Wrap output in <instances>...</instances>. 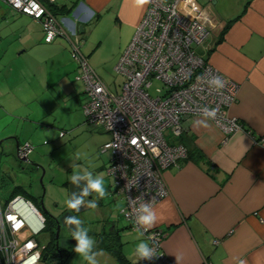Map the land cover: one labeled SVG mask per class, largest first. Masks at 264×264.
Here are the masks:
<instances>
[{
  "label": "crops",
  "instance_id": "crops-1",
  "mask_svg": "<svg viewBox=\"0 0 264 264\" xmlns=\"http://www.w3.org/2000/svg\"><path fill=\"white\" fill-rule=\"evenodd\" d=\"M193 1L209 30L197 51L238 84L236 101L228 112L241 128L224 141L211 120L194 116L181 121L178 135L169 133V143L197 148L203 158L198 162L183 159L163 171L169 193L153 205L158 216L153 228L166 233L160 251L172 264H264V0ZM53 4L69 39L59 36L46 43L37 21L12 12L0 1V28L14 41L6 46L7 54L20 43L31 50L38 47L39 51L44 43L49 44L50 53L70 52L69 40L81 46L86 24L103 19L126 33V47L148 5L137 0H57ZM3 42L0 38V45ZM2 58L0 95L4 100L9 92L3 87L13 74L11 62L17 59L7 65ZM7 135L2 139L10 138V149L16 150L18 138ZM110 193L119 198L120 213L123 200L112 186ZM103 222L95 250L111 254V264H134V248L146 240L144 235L129 222L119 226L113 217ZM113 250L121 257L119 263Z\"/></svg>",
  "mask_w": 264,
  "mask_h": 264
},
{
  "label": "built area",
  "instance_id": "built-area-1",
  "mask_svg": "<svg viewBox=\"0 0 264 264\" xmlns=\"http://www.w3.org/2000/svg\"><path fill=\"white\" fill-rule=\"evenodd\" d=\"M12 12L37 21L46 43L67 37L61 22L42 0H1ZM54 3L57 0H46ZM209 35L200 10L193 0H149L135 32L114 70L124 77L119 92L111 91L89 66L80 42L69 40L70 55L77 64V76L86 99L81 106L85 121L108 133L101 146L110 159L106 168L112 190L121 196V216L135 226L133 202L138 196L155 202L169 193L163 171L187 157L182 144L168 142L178 135L184 119L206 117L203 108L216 109L208 118L223 134L224 141L241 128L229 107L236 101L238 84L220 73L199 54ZM69 39V38H68ZM220 77L224 88L217 92L208 78ZM29 143L20 145L19 159L31 152ZM162 193V195H157ZM153 204V205H154ZM44 216L29 199L15 195L0 201V264H40L44 247L35 235L44 228ZM156 257L134 264H172L160 251L165 232L152 228ZM151 243V242H150Z\"/></svg>",
  "mask_w": 264,
  "mask_h": 264
},
{
  "label": "rangeland",
  "instance_id": "rangeland-1",
  "mask_svg": "<svg viewBox=\"0 0 264 264\" xmlns=\"http://www.w3.org/2000/svg\"><path fill=\"white\" fill-rule=\"evenodd\" d=\"M85 27L81 51L104 84L111 91L119 92L124 77L117 74L114 67L128 46L124 45L126 33L105 19L100 22L92 20ZM0 38L4 39L0 55L5 64L8 65L14 57L17 59L11 62L13 74L3 87L9 93L4 95V100L0 95V141L3 135L8 134L18 138L19 145L29 143L32 146L29 161L38 162V166L46 171L42 181L38 180L35 184L32 175L25 169L30 163L22 162L20 166L18 161H14L12 155L15 148L10 149L11 139L3 140L0 144L1 203L21 195L38 207L46 219V227L35 238L40 246L45 247L50 238L49 214L56 215L68 198V189L62 186V182L66 178L71 179L75 172L87 170L94 175H102L108 191L102 201L93 193L98 206L83 211V226L88 229L89 235L96 239L105 217L115 218L119 226L128 223L118 212L119 198L110 193L112 181L106 172L110 154L101 151V146L110 135L85 121L81 106L86 95L83 84L75 79L77 64L70 52L66 50L61 54L63 50L58 49L50 53L49 44L44 43L39 51L38 47L31 50V46L23 47L20 43L11 47L7 54L5 48L14 44L13 37H5L0 28ZM56 59L58 61L51 65ZM16 186L20 188L17 191ZM43 188L44 196L41 197ZM41 200L47 213L41 210ZM64 246L71 249L64 264H86L73 250L76 241L70 240ZM101 250L96 249L102 253L97 257L99 264H111L114 261L112 255Z\"/></svg>",
  "mask_w": 264,
  "mask_h": 264
},
{
  "label": "clouds",
  "instance_id": "clouds-1",
  "mask_svg": "<svg viewBox=\"0 0 264 264\" xmlns=\"http://www.w3.org/2000/svg\"><path fill=\"white\" fill-rule=\"evenodd\" d=\"M148 2L149 0H137V3L140 5H144ZM208 84L217 92L221 91L225 86V82L218 76L209 77ZM216 111V109H202V112L208 118H214ZM204 126H207L206 123ZM80 181H86V186L82 188L79 194L74 193L70 195V198L66 201V206L75 211H79L82 206L95 209L98 206L97 199L86 201L85 197L95 193L98 199H103L108 195L103 176L94 175L91 171L87 170L75 172L71 177V182L79 186ZM157 195H162V193H157ZM155 200V197H153L150 201H145L139 196L133 200V202H138L134 208L135 226L136 231L141 237L144 233L150 231L158 221L157 212L153 207ZM120 211L126 212L123 208H121ZM65 222L69 228L74 226L73 230L70 232L71 238L76 241V246L73 249L75 253L82 258L86 264H99L97 257L102 253L95 250L96 241L89 235L88 229L83 226V221L78 217L68 216L65 218ZM155 243V234H153L146 240L141 239L140 242L136 244L134 254L138 257V261L151 260L157 256ZM241 264H243V261H241Z\"/></svg>",
  "mask_w": 264,
  "mask_h": 264
},
{
  "label": "flooded vegetation",
  "instance_id": "flooded-vegetation-1",
  "mask_svg": "<svg viewBox=\"0 0 264 264\" xmlns=\"http://www.w3.org/2000/svg\"><path fill=\"white\" fill-rule=\"evenodd\" d=\"M18 149H19V146H18ZM12 157H13V160H14V161H18V164H19L20 166H21V163H22V162H28V163H30V161H29V159H28V156L25 157V159H26L27 161H21V160L18 158V155H17V151H16V150H15V152L13 153ZM25 169L29 172V174L32 175V180H33V182H34L35 184H38V180H39L40 178H42L43 176H45V173H46V171L44 172V170H43L40 166H38V168H37V167L32 166L31 163H30V165H28ZM38 170H39V171H38ZM42 170H43V172H42ZM38 174H39V176H40L39 178H38ZM70 182H71V179H67V178H66V180L62 182V186H64L66 189H68V184H69ZM40 195H41V197L44 196V192H42V194H40ZM92 196H93V195H91V197H90L89 200H91ZM88 197H89V196H86V197H85V200H86V201H87V198H88ZM68 199H69V197L67 198V200H68ZM55 205H58V204H55ZM82 208H84V207L82 206L81 209H82ZM71 210H72V209H69V208L66 206V202H65L64 205H62V206L58 209V213H57L55 216H59V215L63 214L65 211H71ZM42 215H43V214H42ZM75 217H78L79 219H81L82 221H84V219H83V212L76 214ZM44 219H45V218H44ZM50 222L52 223V225H54V228H55V230H56V226H57L56 221H54L53 219H51ZM44 225H45V221H44ZM55 230H54V235H55ZM70 240L73 241V238H71V235H70L69 233L66 232L65 227H62V226H61L60 229H59L58 246H59V249H60L61 252H62V257H63V258L66 256V253H67V252H71L70 247L68 248V247H65V246H64V243H66V242H68V241H70ZM55 242H56V240H55V238H54L53 248L51 249V251H49L50 248H48V247L45 248L44 251H43V252H48V253L50 254L49 258L46 260V263H48V262H53L54 264H56V263L59 264V262H60V260H61L59 254L56 253ZM74 242H75V240H74ZM65 251H67V252H65Z\"/></svg>",
  "mask_w": 264,
  "mask_h": 264
},
{
  "label": "water",
  "instance_id": "water-1",
  "mask_svg": "<svg viewBox=\"0 0 264 264\" xmlns=\"http://www.w3.org/2000/svg\"><path fill=\"white\" fill-rule=\"evenodd\" d=\"M1 142H2V141H0V143H1ZM16 151H18V148L16 149ZM20 160H21V161H27L25 158H22V159H20ZM30 163H31L32 166L38 168V164H36V163H32V162H30ZM42 172H43V170H42ZM39 181L41 182V181H42V178H40ZM86 183H87L86 181H80L79 186H77L76 184H73L72 182H70V183L68 184V197L70 198V195H72V194H74V193H75V194H79V193L82 191V188H83L84 186H86ZM43 192H44V188H43ZM92 195H94V194H92ZM90 197H91V196H89V197L87 198V200H89ZM91 199H93V196H92ZM40 207H41V210L43 211V213H47V211L43 208L42 200L40 201ZM86 209H88V208H87V207H84V208L80 209L79 211H75V210L65 211L63 214H61V215H59V216H55V215H50V214H49V217H50L51 219H53L54 221H56V223H57L54 238H55V240H56V242H55L56 253L59 254V256H60V258H61L59 264H64V262L66 261V259H67V258L70 256V254H71L70 252L65 251V252H67V253H66V256H65L64 258L62 257V252H61V250L59 249V246H58L59 229H60L61 226H62V227H65L66 232L69 233V234L71 235V232H70V231L73 230L74 226H72V228H69V226H68V225L66 224V222H65V218L68 217V216H74V217H75L76 214L81 213V212H83V211L86 210ZM73 240H74V239H73ZM49 256H50V254H49L48 252H44V253L42 254L41 261H42L43 263H46V260L49 258Z\"/></svg>",
  "mask_w": 264,
  "mask_h": 264
},
{
  "label": "trees",
  "instance_id": "trees-1",
  "mask_svg": "<svg viewBox=\"0 0 264 264\" xmlns=\"http://www.w3.org/2000/svg\"><path fill=\"white\" fill-rule=\"evenodd\" d=\"M47 7L48 9L55 15L56 14V8H55V5L53 3H50V4H47ZM187 157L185 158L186 160H193L195 162H198L199 160H202L203 158V155L201 153V151L197 148H193V149H187ZM20 188L18 186L15 187V191L19 190ZM46 221V219H45ZM50 227L48 228L49 229V241L47 243V245L44 247L45 248H50L49 251H51V249L53 248V242H54V225H52V223L50 222ZM46 227V225L44 226ZM103 248V246H101ZM100 247V248H101ZM44 251V250H43ZM114 252V255L116 256L117 260H118V263L119 261L121 260V257L119 256V254H117V252L115 250H113ZM44 253V252H43ZM42 253V254H43ZM71 253V252H70ZM44 264H54L53 262H48V263H44ZM58 264V263H56Z\"/></svg>",
  "mask_w": 264,
  "mask_h": 264
}]
</instances>
